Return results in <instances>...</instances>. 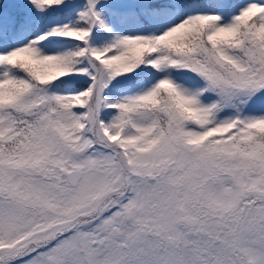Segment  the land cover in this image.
<instances>
[{
    "label": "snow or ice",
    "instance_id": "6c2138e0",
    "mask_svg": "<svg viewBox=\"0 0 264 264\" xmlns=\"http://www.w3.org/2000/svg\"><path fill=\"white\" fill-rule=\"evenodd\" d=\"M0 264H264V0H0Z\"/></svg>",
    "mask_w": 264,
    "mask_h": 264
}]
</instances>
